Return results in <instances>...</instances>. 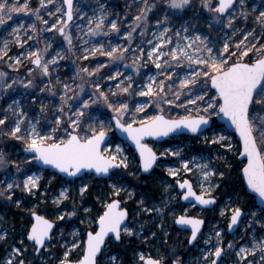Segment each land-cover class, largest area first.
<instances>
[{
	"label": "snow or ice",
	"instance_id": "6c2138e0",
	"mask_svg": "<svg viewBox=\"0 0 264 264\" xmlns=\"http://www.w3.org/2000/svg\"><path fill=\"white\" fill-rule=\"evenodd\" d=\"M117 131L135 146V168L121 144L111 147ZM168 137L208 151L186 158L183 147L158 154L145 143ZM233 151L246 194L264 204V0H0V208L28 214L10 245L0 227V264H190L169 245L165 218L177 198L215 211L231 172L211 153L230 168ZM169 156L180 167L158 164ZM53 180L50 220L34 201ZM220 215L227 228L207 233L200 216L173 215L199 253L194 264H264V207L230 202ZM73 218L66 236L56 221ZM238 235L241 244L226 239ZM126 240L168 247L134 248L126 261L111 247Z\"/></svg>",
	"mask_w": 264,
	"mask_h": 264
},
{
	"label": "rangeland",
	"instance_id": "374dc122",
	"mask_svg": "<svg viewBox=\"0 0 264 264\" xmlns=\"http://www.w3.org/2000/svg\"><path fill=\"white\" fill-rule=\"evenodd\" d=\"M111 2V0H110ZM119 2L122 4L123 0H119ZM251 2V0H250ZM261 0H256V3L259 4ZM203 30V28H202ZM99 59H105L104 57H99ZM61 63H67V61H62ZM87 63V62H85ZM66 71L65 68L60 69V73L64 74ZM106 71V70H105ZM151 111V110H150ZM113 135V140L111 141V147H115L117 143L121 144V146L125 149V152L129 156L130 165L135 168L136 162L138 161L137 153L135 150L130 148L127 142L116 138L115 133H111ZM235 143V141H234ZM149 145L159 154L160 152H163L165 148H177V147H183L184 148V155L186 158H191L192 156L198 155L200 153H206L208 151L207 146L203 143L202 140H197L195 138L189 139H169L164 142H149ZM212 158L214 162L221 167L226 172H231L230 178H226L224 182L221 183V187L216 189L214 195L219 200V203L215 207V211H208V213H204L200 211L199 209L192 208L188 204H184L182 202V199L177 198L172 201L171 203V209L174 210L173 212H170V214L165 218V227L168 229L170 236L167 238L169 241V245L175 247L181 254L184 259H188L190 264H194L192 261V257L199 255L198 251L196 250H190L186 246V238L188 236L187 231H179L178 228L172 223L173 215H179L185 210H187L188 215L196 214L197 216L204 215L207 219V227L205 229V233L210 231L214 227H220V228H227V219L226 217H221L220 215V209L221 208H227L229 203H235L237 206H240L241 208H244L246 210H253L256 211L257 214H259L260 207L258 206L255 198L249 194H246L245 187L241 180V175L238 171H236V162H239V157L235 154V152L228 153V161L231 167L229 168L226 166L223 161H215L216 153H211ZM176 160L175 157L169 156L166 160L162 159L158 164H162L165 166H174V167H180L178 163H174ZM241 167V165H240ZM37 168H40L37 166ZM155 173L158 176L165 177V179L172 181L175 183L173 178L166 177L165 171L163 167H157L155 169ZM181 176L183 177L184 174L181 173ZM181 177H177L176 179H180ZM184 178H192L191 176H187ZM49 179L48 172L44 173V179H42L41 183H44V180ZM128 180L132 185L143 187V183L140 182V179H137L135 177H128ZM93 185H95V181L92 182ZM154 185L157 187L156 191L152 193L155 196H159L160 194V187L157 183H154ZM69 187L70 195H73L78 188V185H66ZM244 189H243V187ZM47 188V194L44 197H36L35 203L39 204V207L43 212V214H46L48 218L51 220H55V216L51 215V213L58 211V209L55 208L54 205H52L51 200L54 196L58 195L60 191V185L59 182L56 180L51 181L50 185H45ZM147 190V189H146ZM178 190V189H177ZM198 190V189H197ZM18 195H22L18 193ZM47 200L48 203H41V200ZM78 202V197H77ZM158 202V201H157ZM25 203H28L27 198H25ZM91 203V202H90ZM65 204L68 205V210H70L72 206L71 200L65 201ZM129 205L135 206L132 202H129ZM31 206V204H29ZM61 208H64V204L60 206ZM26 214L27 212H21L20 210L16 209L14 206L8 207V208H0V215L4 217L3 220H0V227H7L8 231L11 233V236L9 240L6 242V244L10 245L13 243V240L11 237H16L19 235L20 231L23 230L26 223ZM230 214V213H229ZM23 217L24 219H21ZM58 226H63L62 230L64 231L65 235L67 236L68 233L71 232L72 227L74 225H78L79 221L73 218L72 220H65V221H56ZM15 226V231L13 230L12 226ZM80 227H83V225H80ZM146 227L152 228L154 231H159L154 225L148 224ZM68 239H71L70 236H68ZM161 239H164V237L161 235ZM226 239H233L235 243L241 244L244 241L240 239V236L236 237H226ZM138 241V240H137ZM179 241L180 243H177ZM142 247H144V252H151L153 255L156 254V249H164L168 246L163 245L159 242H156L154 244L153 248H148L147 246L143 245L140 241H138ZM201 243V247H202ZM6 245L0 244V259H3L6 255L5 251ZM55 251L59 252V247L55 249ZM27 255V254H26ZM228 264H231V258L227 257ZM48 264H51V261L48 262Z\"/></svg>",
	"mask_w": 264,
	"mask_h": 264
},
{
	"label": "flooded vegetation",
	"instance_id": "af4514ba",
	"mask_svg": "<svg viewBox=\"0 0 264 264\" xmlns=\"http://www.w3.org/2000/svg\"><path fill=\"white\" fill-rule=\"evenodd\" d=\"M182 202L184 203V204H188V205H191V204H189V203H185L183 200H182ZM219 203V200H218V202H217V204ZM130 208L131 207H133V206H131V205H128ZM216 206H214V208H215ZM196 209H199V207L197 206L196 207ZM202 212H204V213H208V210H203ZM202 218L203 219H205V226H204V229H203V231L205 232V229H206V227H207V222H208V219L203 215L202 216ZM176 226V225H175ZM176 228H178L179 229V227L178 226H176ZM190 231V230H189ZM188 234H189V232H187ZM154 244L156 243V242H153ZM112 248H113V250L115 251V252H119L120 254H121V256L126 260V261H128V260H132V258H133V249L134 248H140V249H144V247H142L141 246V244L136 240V241H132L131 243H129L127 240L125 241V243L123 244V245H120V246H116V245H113V246H111Z\"/></svg>",
	"mask_w": 264,
	"mask_h": 264
},
{
	"label": "water",
	"instance_id": "95a60500",
	"mask_svg": "<svg viewBox=\"0 0 264 264\" xmlns=\"http://www.w3.org/2000/svg\"><path fill=\"white\" fill-rule=\"evenodd\" d=\"M217 123H224L223 121H219V120H217ZM226 126V125H225ZM115 137H117V138H119V139H121V140H123V141H125V142H127L128 143V145L130 146V148H132L133 150H135V146L134 145H132L131 144V142L130 141H128L127 139H126V137L123 135V134H121V133H119L118 131L117 132H115ZM110 137H111V141L113 140V135L110 133ZM172 137H168V138H162V139H160V140H156V139H153V138H146V140H145V143H147L148 145H149V142H151V141H154V142H164V141H166V140H169V139H171ZM149 147H151L150 145H149ZM154 150V149H153ZM155 151V150H154ZM137 157H138V153H137ZM160 161H158V163H159ZM38 167H40V166H38ZM245 187V186H244ZM246 190V189H245ZM249 195H251V196H253L254 198H255V200H256V202H257V204H258V206L261 208V207H264V204H261V201L259 200V198L257 197V196H255V194H251V193H248ZM217 199V198H216ZM184 201V200H183ZM185 203H189V204H192V203H194V201H184ZM217 202H218V199H217ZM199 207V206H198ZM214 207V206H213ZM48 218V217H47ZM48 219H50V218H48ZM51 220V219H50ZM57 224V223H56ZM58 226V225H57ZM179 227V226H178Z\"/></svg>",
	"mask_w": 264,
	"mask_h": 264
},
{
	"label": "trees",
	"instance_id": "16d2710c",
	"mask_svg": "<svg viewBox=\"0 0 264 264\" xmlns=\"http://www.w3.org/2000/svg\"><path fill=\"white\" fill-rule=\"evenodd\" d=\"M236 168H239L240 167V163L237 161L236 162V166H235ZM140 182H142V179H140ZM243 187V186H242ZM156 186L154 185V183H151V184H149V186H148V189H150L153 193L156 191ZM147 189V190H148ZM243 189H244V187H243ZM40 211H41V214H43V212L44 211H42L41 209H40ZM27 217H28V214H26V219H27Z\"/></svg>",
	"mask_w": 264,
	"mask_h": 264
}]
</instances>
